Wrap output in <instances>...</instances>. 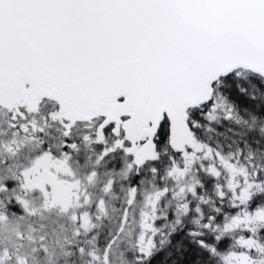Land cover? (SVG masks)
<instances>
[{
    "label": "snow or ice",
    "instance_id": "snow-or-ice-1",
    "mask_svg": "<svg viewBox=\"0 0 264 264\" xmlns=\"http://www.w3.org/2000/svg\"><path fill=\"white\" fill-rule=\"evenodd\" d=\"M0 264H264V0H0Z\"/></svg>",
    "mask_w": 264,
    "mask_h": 264
}]
</instances>
